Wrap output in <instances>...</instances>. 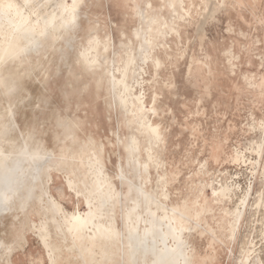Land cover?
<instances>
[{
	"label": "rangeland",
	"instance_id": "1",
	"mask_svg": "<svg viewBox=\"0 0 264 264\" xmlns=\"http://www.w3.org/2000/svg\"><path fill=\"white\" fill-rule=\"evenodd\" d=\"M108 1L85 0L81 5V19L87 28L77 39V51H70L69 63L83 66L81 52L85 48L91 50L93 43L101 48V61L110 58L115 64L111 71L119 78H123L126 63L138 61L139 74L135 73L133 78L132 67L127 79L134 94L144 93L147 109L143 116L137 114L134 98L130 105L122 107L118 94L122 96L123 92L116 94L112 90L107 70L100 75L90 73L89 84L79 89L77 78L69 72L71 65L65 66L60 45L52 48L48 56L33 58V65L39 66L36 70H43L41 74L37 72L38 76L27 74L29 65L8 66L19 73V89L8 97L0 86V120H6L11 104L22 130L26 134L34 130L47 148L59 151L57 155H63L65 160L55 166L51 179L45 178L46 188L60 204L61 215L49 213L47 219L37 210L31 211L26 228L22 226L26 213L0 216V222L5 224L0 225V237L12 242L15 248L13 255L0 258V264H50L40 235L44 223L50 241L60 243L62 253L67 252L77 264H84L77 238L79 245L74 244V230L67 231L68 214L87 212V198L96 191L90 162L97 158L104 164L116 194L122 190L113 208L120 230L124 228L123 209L128 212L132 198L136 197L135 188L130 193L127 182L121 184L118 180L117 172L123 168L135 184L156 196L158 203L168 206L177 207L181 196L196 198L201 194L212 199L215 193L220 197L225 194L220 206L202 212L199 227H194V215L184 218L188 226L194 227L193 233H186L188 241L197 244L202 264H257L256 259L264 264V0ZM145 36L154 46L148 49L150 58L146 63L141 55L146 48H140ZM64 66L66 71L61 75L57 71ZM93 84L96 86L90 91ZM24 86L31 87V93L24 91ZM86 94L91 96V105L83 104L82 95ZM70 118L77 125L69 122ZM143 120L160 126L158 143L142 126ZM133 134L139 137L142 167L149 164L148 172L142 169L141 178L132 167L127 148ZM222 189L225 192H220ZM40 191L37 190L41 194ZM141 204L139 212L147 217L146 200L142 199ZM39 205L37 202L40 211ZM239 211L242 215L237 220ZM12 218L18 221L13 223ZM106 241L104 235L97 243L105 246ZM17 249L26 250L27 258ZM98 258L101 260V255ZM116 264L133 263L124 260L122 253Z\"/></svg>",
	"mask_w": 264,
	"mask_h": 264
},
{
	"label": "bare ground",
	"instance_id": "2",
	"mask_svg": "<svg viewBox=\"0 0 264 264\" xmlns=\"http://www.w3.org/2000/svg\"><path fill=\"white\" fill-rule=\"evenodd\" d=\"M84 2L85 0H22L21 2H19L18 0H0V86L2 87V89L5 88V95L8 94L7 96L10 97V95L14 94L19 89V84L17 83L19 77L17 76V74L19 73L14 70H10L12 68L9 69L8 66L12 65L13 63H18V66L29 65L30 67L29 69H27V74L31 73L35 76H38L37 72L41 74L43 70H36L39 66L33 65V58L35 56L39 58L43 57L44 55L48 56L49 51L52 48H55V46L60 45L61 54L64 55L63 57H65L63 58L66 62L65 66H68V64L71 65V70H69V72H71L77 78L76 86L79 89H82L87 84H89L88 80L90 73L99 74L107 70L110 76L109 80L111 83L112 90L116 94L120 91L123 92V95L121 94L122 96L118 94V98L120 99L122 107H127L128 105H130V99L134 98V100L136 101H132V103L136 106L137 114H141L143 116V112L147 109L145 95L144 93L134 94L133 87L129 84V81L127 79L129 75L128 71L132 67L134 68L133 78H135V73L139 74V71L136 70L138 69L136 68V64L138 63V61L132 59L130 62L126 63L122 72L123 78H119L117 77L114 71H111V66H115V64L109 61L110 58L109 60L101 61L99 59V53L101 48L99 50L98 45L95 46V44L93 43V46H91V50L90 48H85L83 52H81L84 63L83 66H72V64L69 63V57L72 55L70 51H77L75 46V44L77 43V39L79 36H81L82 33L84 34L83 28H87L85 27L86 25L83 26L80 14L81 5ZM119 3L120 2L118 1V4ZM129 4L127 6H129ZM258 6H260V4ZM139 34L140 32L138 31L137 35L139 36ZM146 37L147 36H145L142 39L143 41L140 43L141 49L146 48L141 54L142 60L145 63L150 58V55L148 54V49H150V47L154 48L153 41L151 39H147ZM50 38H52V43L49 42ZM60 41H62V43H59ZM105 50H107V48H105ZM93 52H95L96 54H93ZM65 66L60 67L59 71L57 72L63 75L66 71L64 70ZM69 72L68 75L70 74ZM195 74L197 75V73ZM198 74H200V72H198ZM24 80L26 79L24 78ZM196 81L198 82V80H195V82ZM100 82L103 83V81ZM102 85L103 84H101V86ZM94 86L96 85H90V91L93 90ZM23 89L24 91L31 93V87L28 88L24 86ZM82 97L84 99L82 100L83 104L91 105V101L89 99L91 98L90 95L86 94L84 96L82 95ZM14 98L16 99V96ZM4 100L6 102V99ZM6 117L7 118L5 121L0 120L1 122H3L1 123L2 126L0 129V216H5L7 214L16 216L19 213H26L27 217L25 218L24 223H22L23 228H26L28 220L30 219L31 211L37 210L38 214L42 215L43 217H46V214L49 213H52L54 216L61 215L62 209L60 207V204L50 194L49 188H46L45 178L48 176L52 177V171L56 170L55 166H58V162L63 160L64 157L61 153L60 154L62 156L57 155L59 151L56 153L54 149H49L46 146L33 147L32 145L35 144V140L38 139V136L36 135L35 131H33L29 137H26L21 134L18 128L19 122L17 121L16 111L11 104L9 106V110ZM61 118L63 117L61 116ZM69 122H72L74 125H77V121L72 120L71 118L69 119ZM57 125L59 126V124ZM142 126L148 131L149 135L152 136V139L155 143H158L160 141V126L155 125L150 120L147 122L143 120ZM75 129L76 128H74V130ZM70 130L69 132L71 133L72 131ZM85 133L87 135L86 130ZM27 138L31 141L27 142ZM56 138L58 137H55V139ZM74 138L75 140H78L76 139V137ZM138 138L135 134H133L131 136V140L127 148L129 149L130 153V160L133 163L132 167L137 171V174L141 178V174L143 171L142 169H145V171L148 172L149 164H145L142 167V162L139 159L140 145ZM122 150L124 149H121V151ZM215 155L218 156L217 153ZM103 165L104 164H102L101 160H99L98 158L90 162L92 179L95 180L96 191L93 193V196L91 198H87V212H73L68 214L69 224L67 231L72 232V230H74V244L76 246L79 245H77V238L80 243L78 248L81 250L80 255L83 260V263L116 264V258L118 259V257H120L121 259L123 253L124 260H127L129 263L133 264H136L139 261H141L143 264H202L200 255L197 253V244L192 245L188 241L186 233H193L194 227H199L202 224L200 223V221L203 220L202 212L207 209L213 210L215 206H220L224 202L223 199L226 198V195L221 193L220 197L218 193H215L212 199L208 198V196H201V194L197 195L196 198L190 195H186L180 197L182 201L177 205V207L168 206L163 202L158 203L156 196H151L146 190V188L135 184V182L129 175L130 173L126 174L127 172H125L124 169L121 168L117 172L118 180L122 182L121 184L127 182L130 193H133L135 188L136 197L132 198L131 201L133 202V205L130 207L128 206V212L125 211L126 209L124 210L122 208V217H124V228L120 230L117 227V219L113 217V215L115 214L113 213V208L117 199L121 198L122 190L120 194H116L117 190L110 181V178L105 173ZM68 182L72 187L73 181L70 179ZM38 189L41 190V194L37 192ZM221 191L225 192V189L220 190V192ZM142 199H145L148 205L147 217H144V215L139 212V209L142 206ZM37 202H39V206H42L40 207V211L36 208ZM117 202L116 204H118ZM193 203H195V208H193ZM243 204L246 205L244 201ZM159 212H161V214ZM191 215H194L196 217L194 219L196 220V225L194 227L188 226L186 220L184 219L186 216L192 218ZM241 215L242 213L241 211H239L236 215V219L239 220ZM220 223L221 226H223L222 221ZM60 232L64 234L61 229ZM88 232L92 233L88 234ZM40 235L43 239L44 245L48 250L51 264H77L76 261L69 258V256L66 254L67 252L62 253L63 249L60 243H58L57 241H50L51 239L46 223L43 224V228L41 230ZM104 235L107 236L106 244H104L105 246H100L97 243V240L99 237L101 239V237H103ZM103 239L105 240V238ZM14 251V244L12 242L8 243L5 239L0 237V258L4 254H7V256L12 255ZM98 252L101 253V260L98 258L100 256ZM256 260L257 264H261L258 259Z\"/></svg>",
	"mask_w": 264,
	"mask_h": 264
},
{
	"label": "crops",
	"instance_id": "3",
	"mask_svg": "<svg viewBox=\"0 0 264 264\" xmlns=\"http://www.w3.org/2000/svg\"><path fill=\"white\" fill-rule=\"evenodd\" d=\"M44 88H45V87H44ZM18 128H19L21 134L24 135V136H26V137H29V136L32 134V132L34 131V130L29 131L28 134H26V133L22 130L20 124L18 125ZM29 141H31V140H29V139L27 138V142H29ZM32 146H33V147H40V146L43 147V146H46V145H45V143H44V141H43L42 139H39V138H38L37 140H35V144H33ZM16 221H18V219H16V218H12V220H11V222H13V223L16 222ZM0 225H5V224H2V223L0 222ZM14 252H15V251H14ZM14 252H13V254H14ZM16 252H20L22 257L27 258L26 250L22 251V249H17ZM13 254H12V255H13ZM31 259H32L31 261H33V262H36V261H37V260H35V259H33V258H31ZM50 264H51V262H50Z\"/></svg>",
	"mask_w": 264,
	"mask_h": 264
}]
</instances>
